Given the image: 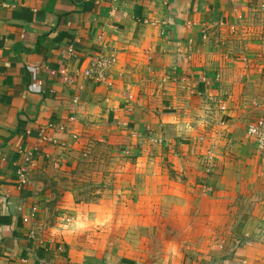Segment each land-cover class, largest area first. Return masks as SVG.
Here are the masks:
<instances>
[{
    "label": "crops",
    "instance_id": "0c3cea01",
    "mask_svg": "<svg viewBox=\"0 0 264 264\" xmlns=\"http://www.w3.org/2000/svg\"><path fill=\"white\" fill-rule=\"evenodd\" d=\"M97 56L111 86L84 76ZM259 117L264 0H0V264H115L67 229L75 169L165 147L230 229L166 264H264Z\"/></svg>",
    "mask_w": 264,
    "mask_h": 264
},
{
    "label": "rangeland",
    "instance_id": "374dc122",
    "mask_svg": "<svg viewBox=\"0 0 264 264\" xmlns=\"http://www.w3.org/2000/svg\"><path fill=\"white\" fill-rule=\"evenodd\" d=\"M100 154L98 163L75 169L80 213L75 212V229L67 227L75 239H83L89 256L115 264H166L169 256L229 233V209L192 181L191 167L177 151L165 147L141 161L140 155H127L124 166V157ZM67 217L61 224L74 223Z\"/></svg>",
    "mask_w": 264,
    "mask_h": 264
},
{
    "label": "built area",
    "instance_id": "2783aa9c",
    "mask_svg": "<svg viewBox=\"0 0 264 264\" xmlns=\"http://www.w3.org/2000/svg\"><path fill=\"white\" fill-rule=\"evenodd\" d=\"M115 64V58L97 56L92 60L90 67L85 71L84 76L97 83H104L111 86L108 81V73ZM247 136L253 141L258 153L264 154V117H259L247 129ZM32 154L27 160L30 163ZM28 165L21 166L17 171L19 187L23 188L28 184ZM33 217V215H32Z\"/></svg>",
    "mask_w": 264,
    "mask_h": 264
}]
</instances>
